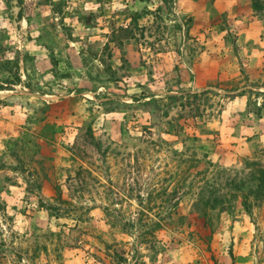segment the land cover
<instances>
[{
	"label": "rangeland",
	"instance_id": "rangeland-1",
	"mask_svg": "<svg viewBox=\"0 0 264 264\" xmlns=\"http://www.w3.org/2000/svg\"><path fill=\"white\" fill-rule=\"evenodd\" d=\"M0 264H264V0H0Z\"/></svg>",
	"mask_w": 264,
	"mask_h": 264
},
{
	"label": "trees",
	"instance_id": "trees-1",
	"mask_svg": "<svg viewBox=\"0 0 264 264\" xmlns=\"http://www.w3.org/2000/svg\"><path fill=\"white\" fill-rule=\"evenodd\" d=\"M254 1V0H253ZM255 9H259L258 7H257V4H255Z\"/></svg>",
	"mask_w": 264,
	"mask_h": 264
}]
</instances>
